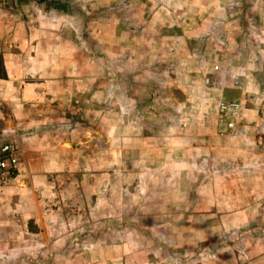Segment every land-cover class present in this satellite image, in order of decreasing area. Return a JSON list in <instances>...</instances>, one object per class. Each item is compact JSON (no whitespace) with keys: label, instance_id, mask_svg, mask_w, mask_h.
Segmentation results:
<instances>
[{"label":"rangeland","instance_id":"obj_1","mask_svg":"<svg viewBox=\"0 0 264 264\" xmlns=\"http://www.w3.org/2000/svg\"><path fill=\"white\" fill-rule=\"evenodd\" d=\"M249 1L0 0V35L53 49L60 89L72 74L55 115L74 118L77 134L76 157L36 205L20 195L0 215H41L68 252L57 264H264V206L244 212L227 187L245 181L237 166L247 170L246 141L228 137L264 121V45ZM220 103L239 105L233 132ZM254 155L246 181L264 185V154ZM21 226L0 225V264L51 263L10 249L24 244Z\"/></svg>","mask_w":264,"mask_h":264},{"label":"crops","instance_id":"obj_2","mask_svg":"<svg viewBox=\"0 0 264 264\" xmlns=\"http://www.w3.org/2000/svg\"><path fill=\"white\" fill-rule=\"evenodd\" d=\"M224 7L225 12L231 11L229 6ZM243 8L246 12L253 13L254 21L259 22L258 41L264 45V0L249 1ZM3 9L1 6L0 10ZM7 34L2 35L3 37L0 35L2 45H7L0 54V143L7 141L14 143L19 149V154L14 175L4 182H8L7 186L0 188L1 193L9 195L4 198L0 196V207H10L20 195H26V200L35 206L40 195L44 196L45 187L50 189L46 181L48 176L53 175L55 171L66 170L69 158H75L77 155V150L63 146L64 142L73 143L77 140V134L72 127L74 118L62 116L58 112L57 116L55 115V100L68 98L74 93V90L70 88L73 84L70 80L72 74L70 75V71L67 70L66 75L69 78L66 83H61L67 84V88L60 89L57 78L61 76L59 72L55 73L53 66L55 52L53 49L48 47L46 51L43 49L39 51V48L36 47L37 43L35 44L32 38L22 36L6 38ZM16 44L18 46L13 50L12 46ZM61 94L62 97H60ZM66 101H62L58 107L64 110L63 105L70 104ZM245 116H247L246 113L242 112L241 118ZM251 124L250 120H246L245 125L242 123L241 127L239 126L240 129L245 126L244 133L240 130L238 131L240 136L228 137L229 140L233 139L237 143L242 142L241 140L246 141V144L241 145L240 150L244 154L243 165L247 170H242L240 166H237L241 172L237 173V169H235L231 173L244 176L245 181L235 186L228 184L227 187L236 195L234 199L229 198V204L243 207L245 208L244 212L252 213V208L255 206H264V185L263 183L258 185L249 179V182L246 181L248 176H251L253 169H256L254 164L256 158H253L250 166L247 165V161L250 156L256 157L254 153L257 151L264 154L262 148L264 146V129L261 131L258 129L256 140V136H253L259 124L261 125L258 128H264V121L256 120V125ZM231 150L233 149L231 148ZM251 166L254 168H248ZM239 193H241V197L238 196ZM35 217V215L24 218L0 215V225L22 224L24 244L14 248L10 247V249L19 254L44 255L47 253L52 259L49 264H57L55 254H68V252H59L55 248V245L59 244L55 243V239L61 234L57 235L53 231L43 229V217L41 215ZM247 220L248 217L245 218V221ZM50 221L54 222L55 217L53 216ZM116 264L123 263L116 261Z\"/></svg>","mask_w":264,"mask_h":264},{"label":"built area","instance_id":"obj_3","mask_svg":"<svg viewBox=\"0 0 264 264\" xmlns=\"http://www.w3.org/2000/svg\"><path fill=\"white\" fill-rule=\"evenodd\" d=\"M218 114L226 131L233 132L236 128V119L239 114V105L236 103H220L217 106ZM19 149L12 142L0 143V183H4L14 175L18 163Z\"/></svg>","mask_w":264,"mask_h":264},{"label":"water","instance_id":"obj_4","mask_svg":"<svg viewBox=\"0 0 264 264\" xmlns=\"http://www.w3.org/2000/svg\"><path fill=\"white\" fill-rule=\"evenodd\" d=\"M64 145L67 146V147H70V148H74L75 145L71 144V143H68V142H64Z\"/></svg>","mask_w":264,"mask_h":264}]
</instances>
